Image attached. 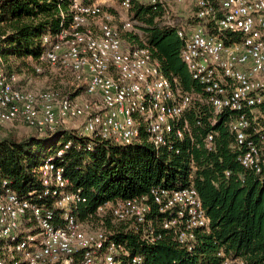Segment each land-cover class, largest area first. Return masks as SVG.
<instances>
[{"label": "built area", "instance_id": "obj_1", "mask_svg": "<svg viewBox=\"0 0 264 264\" xmlns=\"http://www.w3.org/2000/svg\"><path fill=\"white\" fill-rule=\"evenodd\" d=\"M116 1L126 12L136 4L168 9L169 0ZM194 7L189 22L168 13L163 24L172 27L182 41L181 58L200 91H185L179 80L161 70L147 45L128 48L123 34L135 33L137 20L128 18L118 28L99 1L70 0L71 24L58 35L45 37L47 45L40 61L69 72L76 93L86 99L55 91L28 92L17 87L18 75L0 70V126L22 123L41 137L69 131L71 121L83 120L77 131L90 140L120 146L137 142L142 132L156 150H176L189 138L195 141L187 114L195 104L209 110L213 128L225 117L241 152V166L255 174L264 170V0H174ZM42 68L39 66L37 72ZM201 125V121H197ZM216 131L204 138L212 151ZM71 147L67 142L41 163L35 173L42 193L19 197L6 182L0 185V264H141L131 257L114 231L85 228L71 213L85 203L81 189H73L59 160ZM230 172L226 173L229 176ZM51 198L63 211V222L54 223V213L39 200ZM110 211L114 224L136 222L144 226L143 239L157 244L163 234L149 219L164 216L161 230H169L177 241L192 248L196 235L209 230L210 220L193 186H155L149 195L106 204L99 216ZM156 210V212H154ZM27 217L37 228H21ZM218 264H246L240 258L218 254Z\"/></svg>", "mask_w": 264, "mask_h": 264}, {"label": "trees", "instance_id": "obj_2", "mask_svg": "<svg viewBox=\"0 0 264 264\" xmlns=\"http://www.w3.org/2000/svg\"><path fill=\"white\" fill-rule=\"evenodd\" d=\"M133 10L146 22V39L143 42L127 33L126 47L147 45L165 76L178 79L187 92L200 91L182 61V41L172 27L163 24L169 10L143 4H136ZM70 24V0H0V62L11 71L14 63H22L38 73L39 66H49L40 61L47 49L45 37H55ZM208 118L207 108L200 104L192 107L187 119L195 141L186 138L177 143L178 153L156 150L146 132L129 146L90 140L74 131L21 140L0 136V185L6 182L19 197L41 194L43 186L36 168L70 142L71 147L58 163L71 187L81 189L86 199L71 213L85 224L98 221L100 228L114 231V238L125 245L131 257L143 258L141 264H218L220 251L246 264H264V170L255 174L241 166V152L234 147L227 118L222 117L214 128ZM197 121H201L200 126ZM211 130L217 136L214 149L209 151L203 140ZM161 185L193 186L201 196L209 230L197 233L191 249L180 244L169 230H161L164 216L158 213L148 219L163 234L157 244L143 239L144 226L139 223L114 224L109 210L99 216L100 207L149 195L153 187ZM38 203L53 211L55 224L63 222V211L54 207L51 198ZM30 219L25 218L21 228H37Z\"/></svg>", "mask_w": 264, "mask_h": 264}, {"label": "rangeland", "instance_id": "obj_3", "mask_svg": "<svg viewBox=\"0 0 264 264\" xmlns=\"http://www.w3.org/2000/svg\"><path fill=\"white\" fill-rule=\"evenodd\" d=\"M99 1L104 6V11L110 14L113 18V23L116 27L121 28L122 23L128 18H135L137 20L136 32L129 33L132 36H139L141 41H145V28L146 22L140 17L136 16L135 10L132 12H126L123 10L116 1L109 2L107 0H90ZM167 7L170 12V16L173 19H180L185 22H189L194 15V7L188 3H177L174 0H169L167 2ZM128 37V36H127ZM126 35L123 36V42L125 46H129ZM3 62V61H2ZM0 62V70L13 72L18 75L19 81L17 87L28 92L39 93L43 91H55L61 96H67L74 92V83L70 74L59 67L47 66L42 67L40 73H36L32 68H28L25 64L14 63V70L11 71L6 63ZM79 91V90H78ZM73 97H77L79 100L86 99L83 91L77 92ZM83 126V120L71 121L66 125L69 131L77 132ZM65 131V130H63ZM50 135V134H49ZM0 136L5 138L12 136L15 139H23L27 137H39L37 132L22 123H11L0 126ZM33 221V219L31 220ZM35 228V227H34ZM85 228H100L98 221H92L89 224H85ZM24 231L33 230V228H23Z\"/></svg>", "mask_w": 264, "mask_h": 264}, {"label": "crops", "instance_id": "obj_4", "mask_svg": "<svg viewBox=\"0 0 264 264\" xmlns=\"http://www.w3.org/2000/svg\"><path fill=\"white\" fill-rule=\"evenodd\" d=\"M125 34H123V36H124ZM1 61V60H0Z\"/></svg>", "mask_w": 264, "mask_h": 264}]
</instances>
